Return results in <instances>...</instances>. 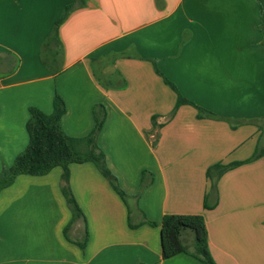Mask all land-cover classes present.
I'll list each match as a JSON object with an SVG mask.
<instances>
[{"label": "crops", "instance_id": "1", "mask_svg": "<svg viewBox=\"0 0 264 264\" xmlns=\"http://www.w3.org/2000/svg\"><path fill=\"white\" fill-rule=\"evenodd\" d=\"M74 1L0 0V172L27 146L28 108L50 114L56 93L70 137L87 136L93 107H104L96 144L126 197L92 163L70 164L73 217L61 168L18 176L0 192V264H203L162 259L165 215H200L215 264H264V154L213 175L215 185L206 176L264 152V0L75 3L60 53L43 61ZM164 79L210 116L188 104L172 114ZM181 241L193 251L190 232Z\"/></svg>", "mask_w": 264, "mask_h": 264}, {"label": "trees", "instance_id": "2", "mask_svg": "<svg viewBox=\"0 0 264 264\" xmlns=\"http://www.w3.org/2000/svg\"><path fill=\"white\" fill-rule=\"evenodd\" d=\"M85 1L86 0H75L64 8L60 18L53 26L52 32L41 46L40 54L43 61L47 58L48 54L60 53L61 44L58 39V28L68 17L75 3L82 6L85 4ZM164 82L177 94L172 114L179 106L188 104L198 110L199 117L206 115L210 116L208 112L196 107L192 102L184 99L178 94L175 87L168 80L164 79ZM65 111V103L56 93L52 100V112L50 114H44L35 107L28 108V119L25 124L28 143L26 148L15 157L13 163L9 167L2 168L0 172V192L9 187L18 176H44L53 168L59 167L62 170L61 193L72 216L76 217L81 215V211L68 185L69 165L73 163L81 164L90 162L108 181L113 190L125 200L126 195L118 187L116 178L106 166L104 154L98 149L96 144V137L102 127L105 117L104 107L101 105L93 107L92 114L94 126L92 131L83 138L70 137L64 133L61 128V119ZM155 142L156 138L152 141V144ZM263 154V151H255L247 160L234 162L228 165L216 164L207 170L206 176L212 180V185H215L216 181H213V175H215L217 179L227 170L251 162ZM144 177L145 173L142 175L140 188L144 185ZM147 223L154 225L152 222ZM130 227H134V225L130 224ZM187 230L192 234V252H189L181 241L183 232ZM160 238L162 259H168L176 254L185 253L197 258L203 264H215L208 250L207 230L204 220L200 215L163 216L160 223ZM84 241L79 243L81 248L84 246Z\"/></svg>", "mask_w": 264, "mask_h": 264}, {"label": "rangeland", "instance_id": "3", "mask_svg": "<svg viewBox=\"0 0 264 264\" xmlns=\"http://www.w3.org/2000/svg\"><path fill=\"white\" fill-rule=\"evenodd\" d=\"M187 232H190L189 230H187Z\"/></svg>", "mask_w": 264, "mask_h": 264}]
</instances>
